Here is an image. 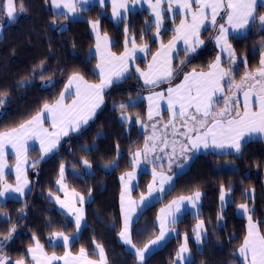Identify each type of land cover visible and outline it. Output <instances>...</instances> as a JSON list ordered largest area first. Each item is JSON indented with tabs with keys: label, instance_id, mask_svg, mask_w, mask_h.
<instances>
[{
	"label": "trees",
	"instance_id": "16d2710c",
	"mask_svg": "<svg viewBox=\"0 0 264 264\" xmlns=\"http://www.w3.org/2000/svg\"><path fill=\"white\" fill-rule=\"evenodd\" d=\"M24 5L27 11L19 13L15 20L0 15V95L6 97L0 106V131L19 127L36 115L43 104L55 103L73 73H79L88 82H101L94 70L91 22H99L100 31L112 39L111 48L117 55L125 48L126 36L135 37L136 44L148 45L150 52L157 46L152 35L155 26L149 23L150 15L144 10L130 12L125 19L114 22L107 14L108 4H93L81 12L80 18L74 19L55 12L50 0H24ZM174 21L167 19L165 24ZM172 32L167 29L162 42ZM215 36V28L206 27L200 34L204 43L195 52L186 55L179 51L173 60L175 71L171 80L193 70H207L218 55ZM262 39L264 30H258L257 25L251 27L246 38L230 37L237 56V69L232 71L235 80L259 67ZM241 56L246 57V65L240 61ZM222 63L227 66L225 60ZM147 89L131 71L121 82L105 90L102 107L79 131L62 137L50 155L41 159L36 148L28 152L32 159L27 171L28 192L22 198H8L0 203V240L12 226L16 227L12 239L3 248L11 260L23 258L30 264L27 249L36 241L49 254L62 256L68 250L76 255L83 247L89 259L97 260L99 257L93 254L95 241L104 248L109 264H136V255L125 248L119 236L121 177L133 168L131 157L143 149L146 134L137 124L121 121L118 115L121 110H129L145 118L146 104L140 95ZM225 94H230L226 85ZM121 104L126 107L121 109ZM217 104L215 110L224 107L220 101ZM84 160L91 168L83 164ZM33 161H38L34 167ZM61 164L65 166L63 181L67 187L85 198L81 204L85 224L78 233L73 219L49 196L61 195L56 185ZM179 164L170 171L171 175ZM7 180H13L11 174ZM150 181L149 172L140 173L132 197L138 199L144 194ZM222 187L231 189V201L224 209L220 206ZM197 190L202 193L198 215L183 214L171 225L176 230L174 235L154 248L144 264H171L185 235L189 237L191 264H232V261L240 264L237 250L245 237L247 219L237 214L238 206L248 202L252 219L264 222V138L248 140L240 153L195 154L187 169L175 176L171 189L159 194L139 212L131 232L132 244L143 249L158 234L159 210L173 199L192 195ZM247 191H252V198H248ZM221 214L222 220L218 219ZM198 220H203L207 229L202 246L196 244L193 233ZM259 229L264 234V223H259ZM54 232L75 234V239L65 248L62 243H52Z\"/></svg>",
	"mask_w": 264,
	"mask_h": 264
},
{
	"label": "snow or ice",
	"instance_id": "6c2138e0",
	"mask_svg": "<svg viewBox=\"0 0 264 264\" xmlns=\"http://www.w3.org/2000/svg\"><path fill=\"white\" fill-rule=\"evenodd\" d=\"M103 6L105 0H98ZM149 5L154 16V26L156 32L154 36L159 38L160 29L164 24V14L166 11H172L175 6L181 15L185 16L181 20L179 27L173 30L178 34L164 45L161 43V51L156 53L148 65V71L143 72L136 67L141 77L144 79L145 85L155 86L164 81H170L173 78L175 69L172 67L171 54L176 51L177 40H182L185 47L183 51L187 55L195 52L196 47L202 45L204 41L200 39V31L205 28V24L213 26L217 29L218 34L214 37L215 43L219 46L222 53H226L228 57L227 69L221 67V57L218 55L215 62L210 64L211 71L192 72L185 74L183 82L175 88L167 89V109L172 114V118L168 124L163 125L165 134L156 135V126L153 125V135L146 140L142 150H137L132 155V163L134 167L140 164V158L143 156L147 163H155L163 160V157H153L149 160V154L157 150V143L163 145L161 151L168 148L169 141L167 139L166 130L171 127L172 135H180L184 137L185 143L179 146V155L186 156L188 151L199 150L201 147H215L218 149H233L236 153L242 151V143L245 137H251L255 134L264 136V39L259 42V50L261 58L259 67L254 71H246L240 83H235V77L231 74L232 69L237 64V56L235 49L229 42V35L233 38H246L253 25H259L264 29V14L259 12V8L264 7V0H143ZM51 6L57 10L64 9L60 15L66 18L69 15L75 16L83 11V6L89 3V0H50ZM142 0H111L112 14L117 19H125L126 13L131 7L141 4ZM167 8H163V5ZM193 4L196 9L193 10ZM27 11L24 0H0V15L6 16L8 19L15 20L19 13ZM221 13L223 15L221 16ZM191 15V23L187 22V16ZM220 16L225 23L217 24V17ZM55 24V20L53 21ZM93 30L96 31V51L100 54V63L97 64L98 75L101 77L99 84H89L82 75L73 73L69 79L59 99L53 104H43L41 110L30 120L21 123L19 127L12 128L8 131H0V180L4 178L5 169L8 168L6 156L8 148L13 150L16 157L15 179L16 186L12 187L7 182L3 184V191H0V198L6 195L23 194L28 186V180L24 176V168L28 162L27 146L29 140H38L39 149L47 155L57 149L62 137L67 136L70 131H79L82 125H86L88 121L95 115V110L103 103V93L113 81H119L124 78L128 72V62L136 59V53H147V45L137 46L135 37L126 36L125 51L122 55L113 54L108 45L111 43L107 34H104L102 41L99 34V22H91ZM227 25V26H226ZM151 30V25H149ZM128 29H125V33ZM131 42L132 48L129 50L127 44ZM255 50V49H254ZM240 61L247 64L246 57L241 56ZM114 62L118 63L119 68L114 70ZM183 64V61H180ZM225 85L231 95L225 94ZM238 93H242L241 101ZM66 94L69 98L75 95V99L71 104L65 103ZM156 97L163 99L164 93H155ZM6 97L0 95V106L5 102ZM152 96L148 97L151 102ZM217 101L223 103L224 107L219 110ZM243 104V111L240 105ZM253 103L256 110H253ZM126 105L121 104L120 108L124 109ZM158 107V105H157ZM189 109H193L190 112ZM159 115V112H157ZM199 117V118H198ZM122 118L128 120L129 117L122 113ZM148 118L152 119V108L149 107ZM179 118L183 121L180 132L174 121ZM50 120L52 130L44 127V121ZM151 142V146L149 145ZM171 154L167 152L168 167L171 168L173 157L177 155V141L172 142ZM38 161H33L34 167ZM87 168L91 165L87 160L83 161ZM182 167V166H181ZM65 166L60 165V179L57 184L65 190V200L56 197V201L67 213L74 217V223L77 233L81 229V221L84 219L83 208L77 207L79 202L83 204L84 197L79 192L73 190L70 194L67 192V185L63 183ZM129 180L134 178V174L126 173ZM153 182L147 186L148 195L141 193L139 201L128 199L127 208L124 207L125 194L130 192L128 184H125V190L121 194L122 210L124 212L123 230L119 236L125 244L131 245L135 249V254L140 262L144 264L145 254L150 251L152 246L159 245L165 240L166 236L174 229H169L168 225L177 223L176 213L180 212L182 205L187 202L196 208L202 193L195 191L190 196H180L173 200L166 208L161 209V215L158 217L159 235L155 239L149 241L143 249L137 248L132 244L130 236V216L135 214V205L143 204L153 195L154 192H164L166 184L171 185L172 176L163 172L157 173L155 169L152 171ZM124 180V176L121 177ZM222 187L220 190V200L225 203L226 196L230 193ZM239 209L243 214H248L251 210L247 204H240ZM23 210H21L22 212ZM7 216L6 213L3 214ZM198 215V212H197ZM222 220V214L218 216ZM248 226L247 236L243 244L238 249L239 256L243 258L244 264H264V234H261L259 223L254 222L251 215H247ZM16 227L9 229L8 235L0 240V264H26L25 259L11 260L3 253L6 241L12 239ZM194 238L199 244L203 241L204 235L207 233L205 222L199 220L193 229ZM75 239L73 236L65 235L63 232H54L50 240L61 241L62 246L68 248L70 242ZM189 237L185 235L184 243L180 245L176 254L175 264L180 261H187L191 264V251L188 247ZM95 244L93 254L99 259L92 260L88 258L87 251L81 247L78 255H73L70 251H65L63 256H57L55 253L48 255L44 252L43 246L36 241L35 247H29L27 252L33 264H52L53 261L62 260L63 264H109L104 248L100 244Z\"/></svg>",
	"mask_w": 264,
	"mask_h": 264
},
{
	"label": "crops",
	"instance_id": "0c3cea01",
	"mask_svg": "<svg viewBox=\"0 0 264 264\" xmlns=\"http://www.w3.org/2000/svg\"><path fill=\"white\" fill-rule=\"evenodd\" d=\"M142 2H143V0H142ZM153 2H154V0H153ZM93 4H99L98 0H89V3L83 6V9H86V8H88L89 6L93 5ZM105 4H108V5H109V8H108V9H110V6H111V0H105ZM105 4H104V5H105ZM141 4H142V5H145V4H147V3H145V4L141 3ZM99 5H100V4H99ZM137 5H138V4H137ZM193 5H195V4H193ZM135 6H136V5H135ZM133 7H134V6H133ZM133 7L130 8V10L127 12L126 16L129 14V12H131V9H132ZM52 9H53L55 12H57V13H60V12H62V11H65L64 9L57 10V9H55V8H53V7H52ZM141 9H144V7H141ZM141 9H140V10H141ZM173 10H175V11H174L173 14L169 17V20H175L174 22H175V24H177L176 26L179 27L178 24L180 23V19L182 18V17H181V14H180L179 10H178L176 7H175ZM81 12H82V11H80V12H79L77 15H75V16L69 15L68 17H69V18H73V19H74V18H80V17L82 16ZM166 12H168V11H166ZM259 12H260L261 14H264V7L259 8ZM221 15H223V13H221ZM111 17L113 18V15H111ZM218 18H219V16L217 17V19H218ZM113 19H114V18H113ZM118 20H122V19H118ZM220 21H222L223 23H225V21H224L223 19H221ZM205 26H208V24H205ZM226 26H227V25H226ZM205 28H206V27H205ZM205 28H202V29H201L200 34H201V32H202ZM257 28H258V30H264V29H262L261 26H259V25H257ZM92 34H93V37H94V40H95L94 47H93V50H92V53H93V55L95 56V59H96L94 70H95V72H96V74H97L99 70L97 69L96 66H97V64H99L101 61H100V54L96 51V43H97L96 35H97V34H96V31L93 30V28H92ZM99 34H100L101 41H102V38H103L104 34L100 31V27H99ZM231 36H232V35H229V42H230V37H231ZM108 37H109V36H108ZM109 38H110V37H109ZM200 39H201V38H200ZM110 40H111V43L108 45V48L110 49V51H111L113 54H115V53L113 52L112 48H111V45H112V39L110 38ZM141 45H144V44H137V46H141ZM199 46H201V45H199ZM199 46H198V47H199ZM127 48H128L129 50L132 48V44H131V42H129V43L127 44ZM196 48H197V47H196ZM124 51H125V48H124V50H123V53H124ZM123 53H122V54H123ZM122 54H119V55L115 54V55H116V56H120V55H122ZM147 54H149V50L147 51ZM135 55H136V58H137V57L139 56V55H138V52H137ZM218 55L221 57V67L224 68L223 63H222V61H223V55H222L221 53H219ZM218 55H217V56H218ZM173 60H174V57L172 56V67H173ZM132 61H134V60H130V62H132ZM214 62H215V61H214ZM214 62H213V63H214ZM118 68H119L118 63L114 62V70H115V69H118ZM129 69H130V68H129ZM209 71H211L210 67H209L207 70H205V71H197V72H205V73H207V72H209ZM190 72H192V71H190ZM190 72H188V73H190ZM129 73H130V72H129V70H128V72L125 73L124 78H125ZM186 74H187V73H186ZM97 75H98V74H97ZM98 76H99V75H98ZM99 78H100V80H101V77H100V76H99ZM124 78H121L119 81H115V80H114L113 83L121 82ZM86 81H87V80H86ZM67 82H68V81H67ZM67 82H66V84H67ZM87 82H88V81H87ZM88 83H89V84H99L100 82H99V83L88 82ZM113 83H112V84H113ZM66 84H65V85H66ZM64 88H65V86H64ZM64 88H63V90H64ZM106 89H107V88H106ZM106 89H105V90H106ZM63 90H62V92H63ZM105 90H104V92H105ZM165 95H166V94H165ZM238 96H239L240 100L242 101V100H243V95H242V93H238ZM59 97H60V96H59ZM75 98H76L75 95H72L71 98H69V97L67 96V94H66L65 103H66V104H71L72 100L75 99ZM141 98H142L145 102L147 101L146 96H142ZM58 99H59V98H58ZM103 104H104V93H103V103H102L98 108H96V110H95V114H96V112L102 107ZM166 108H167V107L163 106L164 111H165ZM240 110L243 111V104H242V103H241V105H240ZM253 110H256V105H255V103H253ZM157 112H159V113H160V112H163L162 108H161L160 110H158ZM155 114L157 115V113H155ZM82 126H83V125H82ZM82 126H81V127H82ZM44 127H45V128H48V129L51 131V130H52L51 121L46 119V120L44 121ZM71 132H72V131H70L69 133H71ZM260 138H264V136H261V135H259V134H255V135H253V136H251V137H245V139H244L243 141H241L242 146H243L244 143L247 142L248 140H251V139H260ZM32 142H33V144H34L35 146H39V141H38V140H32ZM10 151H13V150L9 147V148H8V152H10ZM191 152H193V153H192L191 155H189V153H191ZM207 152H213V153H216V154L236 153L233 149H218V148H215V147H209V148H203V147H201L199 150L190 151V152L188 153V155H187L186 158H184V159H180L179 161H183V162H182L181 164H179V166H178V167L176 168V170H175V173H173L172 175H171V173H170L171 170H170L169 172L163 171L162 169H160V167H159L157 164H155V163H147V162H145L143 156H141L139 166H138V167H134V166H133V168H132L131 170H129V171L126 172V173H129V172L133 173V174H134V178L131 179V180H129L128 177H127V175H126V173H125V174H124V180L121 181V185H122V188H123L122 193H123L124 190H125V184H128V186H129V188H130V192L127 193V194H125V197H124V207L127 208V206H128L127 202H128V199H129V198H130L131 200H133V201H139V200H140V197H141V196H140L138 199H135V198H133L132 195H131L132 192H133V190H134L135 187L137 186V183H138V179H139V175H140V173H142V172H149V173L151 174V181H150L149 184H151V183L153 182V176H152V171H153V169H155V171H156L157 173L163 172V173H165L166 175H170V176H172V182H171V185L166 184V185L164 186V188H165L164 192H166V191H168L169 189H171V187L173 186V184H174V180H175V176H176L177 174L183 172L185 169H187V167H188L190 161L192 160V158H193V156H194L195 154H197V153H207ZM50 154H51V153H49V154H47V155H44L42 152H40V158H45V157H47V156L50 155ZM10 155H11V153L7 154V156H6V160H7V161H8V158L10 157ZM8 162H9V161H8ZM131 162H132V157H131ZM132 164H133V163H132ZM29 165H30L29 162H27L25 165H23V168H24V176H25L26 179L28 180V186L25 188L24 193H23L22 195L19 194V193H17V194H13V195H6L5 197L0 198V203H1V202H4V201H5L6 199H8V198H16V199L22 198V197L28 192V190H29V188H30V181H29V178H28V175H27V171H28ZM181 166H182V167H181ZM9 174L12 175V178H13L12 181L7 180V176H8ZM59 179H60V178H59ZM6 181H8L9 185H11L12 187H15V186H16V180H15V178H14V176H13V172L9 171V172L6 173V174L4 173V178L2 179V184H1V186H0V191H3V184H4ZM63 183H64L65 185H67L64 181H63ZM56 185H57V188H58V190H59V192H60L61 195H49V196L54 200V202L57 204V206H58V207H59L64 213H66L68 216H70V217L73 219V221H74V217L71 216V215H69V214L67 213V210L64 209V208H62L61 205L56 201V197H57V196L60 197L61 200H65V190L62 189L61 186H60L59 184H56ZM67 186H68V185H67ZM66 190H67V192H68L69 194L73 191L72 189H69L68 187H67ZM225 191L227 192L228 190L225 189ZM164 192H159V193L154 192L153 195H152L151 197H149L147 201H145V203L135 205V209H136V210H135V214H133V215L130 216V229H129V231H130V236H131V232H132V228H133V225H134L135 219L137 218V215L139 214V212H141V211H142L147 205H149L150 203L154 202V201L158 198L159 194L164 193ZM144 195H145V196L148 195V188H147V191L144 193ZM247 195H248V198H252V195H253V194H252V191H247ZM189 196H190V195H189ZM178 198H179V197H177V198H175V199H173V200H176V199H178ZM173 200H172V201H173ZM201 200H202V195H201V197H200V200H199V202H198L196 208H192V206H191L190 204H188L187 202H185V204L181 206V208H180V212L176 213L177 221L180 220V218L183 216V214H185V213H187V212H188V213H191L192 215H196L197 212L199 211L200 204H201ZM172 201H171V202H172ZM225 201H226V202L222 204V202H221V200H220V206H221L222 209H224L225 206L227 205V203H229V202L231 201L230 193L226 196ZM171 202H169L167 205H165V206L162 207L161 209L166 208L169 204H171ZM243 204H247L248 207H249V209L251 210V204H249L248 202L243 203ZM76 206H77V207H81V208H83L82 205H81L79 202H77ZM161 209L159 210V212H158V214H157V218H156V225H157V228H158V234H157L156 236L159 235L158 217H160V215H161ZM83 211H84V209H83ZM84 214H85V211H84ZM237 214H238L239 216H243V217H245V218L247 219V215H250V212H249L248 214H243L242 211L239 209V206H238V208H237ZM198 221H199V220H198ZM198 221L195 223V225L198 223ZM253 221H254V220H253ZM254 222H255V221H254ZM84 224H85V216H84V219L81 221V228L84 226ZM123 224H124V212H123V210H122V204H121V227H122V230H123ZM171 225H172V224H169V225H168V228H169V229H174ZM195 225H194V227H195ZM247 226H248V220L246 221V232H245V237L247 236ZM175 231H176V230L174 229V231L170 232V234H169L168 236H166L165 240L162 241L159 245L152 246V247L150 248V251L147 252V253L145 254V258H146V257H147V256L153 251L154 248L159 247V246L162 245L165 241H167L170 237H172V236L174 235ZM205 237H206V234H205L204 237H203V241H204ZM245 237H244V239H245ZM155 238H156V237H155ZM155 238H154V239H155ZM121 240H122L123 244L125 245V248H126L128 251H131V252H133V253L135 254V249H133V248L131 247V245H129V244H125L122 238H121ZM51 241H52L53 244H56V245L62 243L61 241H55V240H51ZM195 241H196V240H195ZM203 241H202L201 243H199V244L196 242V244H197L198 246H202ZM243 241H244V240H243ZM183 243H184V239H183L182 244H183ZM242 244H243V242H242ZM242 244H241V245H242ZM35 246H36V242H34V244H33L31 247H35ZM239 248H240V247H239ZM178 250H179V249H178ZM44 252H45V251H44ZM45 253H46V252H45ZM28 254H29V253H28ZM47 254H48L49 256L52 255V254H49V253H47ZM78 254H79V253H78ZM78 254H76V255H78ZM63 255H64V254H63ZM63 255H62V256H63ZM135 255H136V254H135ZM175 258H176V256H175ZM175 258H174V260H173V262H172L171 264H175ZM191 258H192V255H191ZM237 259L239 260L240 264H244L243 258L239 256L238 250H237ZM234 262H235V261H232V264H234ZM185 263H187V261H180V262H179V264H185ZM30 264H33V262H32L31 259H30ZM52 264H63V261H62V260H56V261H53ZM136 264H140L138 258H137V263H136ZM235 264H236V263H235Z\"/></svg>",
	"mask_w": 264,
	"mask_h": 264
},
{
	"label": "rangeland",
	"instance_id": "374dc122",
	"mask_svg": "<svg viewBox=\"0 0 264 264\" xmlns=\"http://www.w3.org/2000/svg\"><path fill=\"white\" fill-rule=\"evenodd\" d=\"M142 3L145 4V2H142ZM141 7H144V9H141ZM162 7L166 9L167 8V5L165 4ZM174 8H175V6L173 7V9ZM140 9L141 10H144L146 13H148L150 15V21L151 22H149V23H153L154 24V22H153L154 21V16H153V14L151 12V9L149 8V5L148 4H145V5L138 4V5L134 6L131 9V12L133 13V12L139 11ZM173 9H172V11L165 12V14H164V24H163V26L160 29V36H159V38H156L154 36V33L156 32V28L153 31V34H152L153 35V39H155V41L157 42L156 48L152 52H150L149 46L147 45L148 50H149V54L138 51V55L139 56L134 61H132V62L129 61L128 62V70H129V72L132 71V73L137 74L139 76L140 80H141V83L148 88L147 90H145L140 95L141 97L142 96H146L147 101L145 102V104H146V110H147V112H146L145 118L144 117L142 118V117H139V114H137V115L135 114L134 115V113L131 112V111H129V110H121L119 112L118 117H119V119L121 121L127 122L128 124H133V123L137 124L139 126L140 131L141 132H144L146 134V140L148 139L149 136H152L153 135V125L156 126V135L157 136H162V135L165 134V130L163 129V125L164 124H168L169 123V120L172 118V114L168 111V109L166 108L165 111L163 109V106L167 107V99H166L167 98V89L169 87L175 88L178 84H181L183 82L184 75H179L177 78H174L173 80L164 81V82L159 83V84H157L155 86H152V85H145L143 77H141L140 74L137 71H135V69H136V67H139V69L141 71L147 72L148 71V65L153 62L152 57L156 53H158V52L161 51V47H160L161 43H163L164 45H167L173 39V37H175V36L178 35L173 30L174 28L177 27L176 26L177 24H175L174 22H172L171 24H167V25L165 24V21L167 19H169V17L175 11ZM195 9H196V5H193V10H195ZM107 14H109V17L114 22H119L120 21V20H118L114 16H113L114 19L111 17V15H113L112 14V5L110 6V9L108 10V13ZM181 17L182 18L180 19V23H181V20H184L185 19V16L184 15H181ZM9 20L11 21L12 19H9ZM187 22L188 23H191V15L190 14L187 16ZM180 23L178 24V26L180 25ZM220 23H223V22L220 21V19L218 18L217 19V24H220ZM205 27L215 28V27L210 26V25L205 26ZM167 29H172L173 30L172 35H171V37L168 40L162 42L161 37L164 35V33H165V31ZM215 31H216V35H217L218 32H217V29L216 28H215ZM144 45H146V44H144ZM141 46H143V45H141ZM184 47H185V45H184L183 41L182 40H177V43H176V51L171 54V57L173 56L175 58L178 55L179 51H181V50L183 51ZM216 47L218 49V54L221 53L223 55V60H225L226 63H227V66L224 67V68L227 69L229 67L227 54L226 53H222L220 51V48H219V46L217 44H216ZM143 62H144V65H143ZM236 69H237V64H236V66L233 67L232 71L234 72ZM242 77L240 79L235 80V83H240ZM160 92H163L164 93V98L163 99H160V98H158V97H156L154 95L155 93H160ZM229 95H231V92H230ZM149 96H152L153 97V99H152L151 102L148 100V97ZM157 105H158V107H157ZM150 106L152 108V119H149L148 118V112H149V107ZM161 108H162L163 112H160L159 115H156L155 113H157V111L160 110ZM221 108H223V107H220V109ZM189 111L194 113V110L193 109H189ZM122 113H124L126 116H128L129 119L128 120H124L122 118ZM174 123H175L177 129H179L180 132H183L184 131V129L180 127L181 124L183 123V121L181 119L177 118L174 121ZM172 132H173V130H172L171 127H169L166 130L167 139L169 141L168 148L165 149L164 151H161V149L163 148V145L160 144L159 141H156V143H157V150L154 153H150L149 154V157H148L149 160H152L153 157H163V160L158 161V162H155V164H157L160 167V169H163V171H166V172H169L170 170L174 169L175 166H177L181 162L179 160L186 158L187 155H188V153L190 152V151H188L186 153V156H180L179 155V146L181 144L185 143L186 141H185L184 137H182L180 135L173 136L172 135ZM173 140H176L177 141V145H176V147H177V155L175 157H173L172 166H171V168H169L168 167V157H167V155H165V153L167 152L168 154H171V149H172V143L171 142ZM149 145L151 146V142H149ZM27 148H28L27 153H26L27 159H28V162H31L32 159L29 156L28 152L31 149H33V148H36L38 150L39 154H40L41 151L39 149V146H35L33 144L32 140H29L28 141ZM9 153H11V155L8 158V161L9 162L7 161L8 168L5 169V174L8 173L9 171H11V172H13V176L15 178V165H16V162L17 161H16V157H15L13 151L8 152V154ZM6 182L8 183V181H6Z\"/></svg>",
	"mask_w": 264,
	"mask_h": 264
}]
</instances>
